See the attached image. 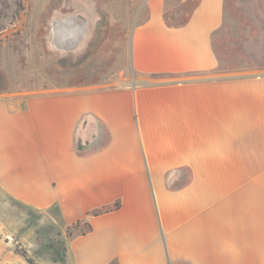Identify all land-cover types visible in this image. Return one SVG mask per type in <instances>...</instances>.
I'll list each match as a JSON object with an SVG mask.
<instances>
[{
    "label": "crops",
    "instance_id": "crops-1",
    "mask_svg": "<svg viewBox=\"0 0 264 264\" xmlns=\"http://www.w3.org/2000/svg\"><path fill=\"white\" fill-rule=\"evenodd\" d=\"M146 3L129 61L157 81L0 93V218L18 206L64 228L87 218L65 264H264V72L217 74L225 0H199L178 27L166 0ZM86 116L109 140L81 155ZM182 166L190 180L168 189Z\"/></svg>",
    "mask_w": 264,
    "mask_h": 264
},
{
    "label": "rangeland",
    "instance_id": "rangeland-1",
    "mask_svg": "<svg viewBox=\"0 0 264 264\" xmlns=\"http://www.w3.org/2000/svg\"><path fill=\"white\" fill-rule=\"evenodd\" d=\"M146 16V0H0V93L157 81L129 61L131 30ZM66 19L54 36V22ZM213 45L217 74L263 73L264 0H225ZM86 121L77 137L93 149L103 127ZM1 218L0 264H65L66 228L48 211L18 206Z\"/></svg>",
    "mask_w": 264,
    "mask_h": 264
},
{
    "label": "trees",
    "instance_id": "trees-1",
    "mask_svg": "<svg viewBox=\"0 0 264 264\" xmlns=\"http://www.w3.org/2000/svg\"><path fill=\"white\" fill-rule=\"evenodd\" d=\"M199 0H178L175 4H168L166 0V4L164 7L163 17L166 24L170 27H178L185 24L190 15L197 5ZM153 77H163L162 74H152ZM87 117V116H86ZM86 117L82 118L78 124V127H83L87 124ZM105 136L104 141L97 147L93 149H85L88 141H82L80 138L76 137L75 148L78 154L84 155L89 153L91 150L99 149L105 146L108 143L109 135L107 130H104ZM78 134V128H77ZM181 170H186V174H180ZM191 178V171L188 167H177L172 170H169L165 174V184L168 189H176L179 186H182V183H186ZM120 199H115L110 203L104 204L102 206L93 208L89 210L86 214L87 217L99 215L102 213H106L109 211L116 210L120 207ZM91 230V224L87 218L78 219L73 222L71 225L66 227V236L67 238L72 235H80L85 234ZM26 260L32 262V259L26 256ZM110 264H116L112 262Z\"/></svg>",
    "mask_w": 264,
    "mask_h": 264
},
{
    "label": "water",
    "instance_id": "water-1",
    "mask_svg": "<svg viewBox=\"0 0 264 264\" xmlns=\"http://www.w3.org/2000/svg\"><path fill=\"white\" fill-rule=\"evenodd\" d=\"M66 21H67V19H66V20H61V21H56V22H54V24H53V28H52V31H53L54 36H55V32H56V30L58 29L56 26H58V25L63 26V25H65V24H63V23H66Z\"/></svg>",
    "mask_w": 264,
    "mask_h": 264
}]
</instances>
